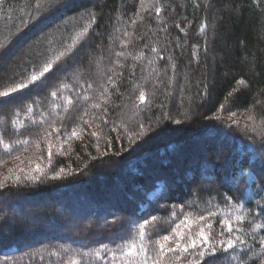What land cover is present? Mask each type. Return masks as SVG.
Returning a JSON list of instances; mask_svg holds the SVG:
<instances>
[{"label":"trees","instance_id":"obj_1","mask_svg":"<svg viewBox=\"0 0 264 264\" xmlns=\"http://www.w3.org/2000/svg\"><path fill=\"white\" fill-rule=\"evenodd\" d=\"M150 1L0 0V264H56L36 254L45 247L91 250L87 264H143V247L152 264L155 239L212 215L218 236L226 219L239 240L190 248L192 261L264 264V0ZM190 137L221 147L176 153ZM17 166L30 179L5 170ZM34 199L52 221L31 216L39 236L52 227L38 240L20 234ZM169 248L160 264L186 263Z\"/></svg>","mask_w":264,"mask_h":264},{"label":"rangeland","instance_id":"obj_2","mask_svg":"<svg viewBox=\"0 0 264 264\" xmlns=\"http://www.w3.org/2000/svg\"><path fill=\"white\" fill-rule=\"evenodd\" d=\"M149 4H151L150 0H142V2L140 3V5L138 7V11L145 9L147 6H149ZM43 26L44 25L41 24L38 27V29H42ZM20 46L21 45L17 46L16 48L18 49ZM77 64H78V62H77ZM174 83H176V82L174 81ZM217 115H219L220 118L225 119L229 123V125H233L237 129L241 130L240 132L243 133L245 131V126L247 124L245 122H243V121H240V120L238 121L237 118L234 117L236 115H234V116L221 115L220 113L217 114ZM130 117H132V115H130ZM175 125L177 127H179V125H177L176 123H175ZM243 129H244V131H242ZM253 131H254V128L250 127V132L253 133ZM177 143H178L177 145H179L180 148L178 149V151H176V153H180V154H183V155L184 154L191 155L193 149L197 150V152L202 154V152H200V148L202 146L207 145V144L218 145L219 148L221 147V141L219 142L220 143L219 144L218 141L215 142L213 138H209L206 141H200V142L197 143L196 141H193L192 137H190V138L178 141ZM189 147H191V148L189 149ZM175 155L172 157L173 159H176ZM204 155H207V154L205 153ZM155 159H156V157H155ZM50 163H51V161H50ZM45 165H46V163H45ZM150 165L153 166V164H150ZM5 170H9V172H10V174L12 176H17L18 177L19 175L22 174L27 179H30V175L33 173V169H25L23 166H17V167H13V168H6ZM5 170L2 172V174L5 172ZM97 175H100V176L103 175L104 177L108 176V175H105V173H98ZM209 181L210 180H208V181H205V180L204 181H200V179H199V180L196 181V183H197L196 187L199 188V189H205V190H207L209 188H215V184L213 182H209ZM109 182H110V180H109ZM204 183H206V184H204ZM177 184L178 183L176 182L175 185H177ZM96 185H97V183H92V185L90 187L96 189V188H98ZM107 188H109V187H106L104 189V192H105V190ZM84 189H86V188H84ZM84 189H82V188L79 189L81 194H82V191H84ZM100 192H101V190H100ZM104 200H105V198H104ZM43 202H45V201L38 202L36 199H34V200H30V201L26 202V204H21L22 210H20V212L22 211L25 214L26 218L24 220L29 223L27 226L23 227V232H20L22 237L29 236V234L34 230V228L36 226V224L35 225L32 224V222L35 223L36 221H34L35 219H33V218L31 219V216H35L38 219L40 217H43L44 219H47L46 221L52 222L50 217H49V215H47V214H45L43 212L42 213L40 212L41 210H43L45 205L46 206L49 205V204H47V203L45 204ZM9 205H10L9 202H7V204L4 203L3 206L1 207L2 208L1 211L4 210V212H5V208L7 209ZM7 211H9L11 213L12 218H13V216L14 217H18V214H17L18 212H16L17 209L16 210H11L10 208H8ZM53 213H55L56 216H60V214L56 211V209L53 211ZM203 217H205V220H203V221L199 220L198 219L199 217H194V218L188 217L190 220H192L194 222L192 224V227H191L190 231H191L192 235L195 236L198 233L199 228L201 226H204L205 232L210 235L211 244L216 245L215 252L226 248V244L221 245L220 241H226L227 239H232L234 241V243H235V242H237V240H239V239H237L239 237L231 235V234L230 235L224 234L222 237L217 235L219 233V229H218L217 225H215V219H216V218H214L215 215L203 216ZM182 220H184V219H182ZM225 220L226 219H221L220 221H225ZM181 221L179 223H177V224H180ZM176 225L171 230V233L167 234L168 236L171 237L170 241L164 242L162 240V237L157 238L154 241V244H155L154 248L159 246V244L157 243L158 241L160 243H164V246H165V244H170V245L176 246L177 242H179L181 244H184V243L187 242V234L189 232V229H187L184 225H181V229L180 230L185 232V240L184 241H178L177 237L175 235V231H174L176 229ZM208 225H211V228H208L207 227ZM83 226H84L83 224H80L79 228H81ZM222 226L226 227V225L224 223H222ZM51 230H52V227L51 226H47L45 228V230L43 231L44 234H41L40 236L37 233H35V231H33V233L30 235V238L33 239L36 236H37L36 240H38V238L41 239L42 236H44L42 238H45V236L51 234V232H52ZM141 230H143L144 233L146 232V225L144 223L139 224L137 226V233H140ZM89 231H91V229H89ZM89 231H88V234H89ZM68 232H69L68 226H67L66 229H61L60 230V233H62L63 235L68 234ZM212 233H214L215 235L214 236L211 235ZM89 235L93 236L94 234L91 233ZM200 248H202V247L201 246L197 247L198 250H200ZM44 249H46V250H44V251H42L40 253H36V254H40L41 255L40 257L45 256L46 259H45V257H43L44 261L51 260V261H53V263H56V264H87L86 261H88L89 259H91L93 257V253H91V250L84 251V252H75L73 250L65 249V248H62V247H59V248L45 247ZM180 251L183 252L182 250H180ZM92 252H96V251H92ZM190 252L191 251L188 250V252H184V253L187 254V253H190ZM159 253H160V251H159ZM192 255H193V252L190 253V256L186 255V257L183 258V260L186 261L185 264H200L201 263V260H200L201 258L199 257V258L195 259L194 261H192V259H193ZM153 256L160 258V254H158L156 252L153 253Z\"/></svg>","mask_w":264,"mask_h":264},{"label":"snow or ice","instance_id":"obj_3","mask_svg":"<svg viewBox=\"0 0 264 264\" xmlns=\"http://www.w3.org/2000/svg\"><path fill=\"white\" fill-rule=\"evenodd\" d=\"M201 31H204V29L201 28ZM50 67H51V65L46 66L44 68V72L40 73V76H43L44 73L48 72ZM31 79H32V81H36L38 79V76L33 75ZM240 83L243 84L244 81H241ZM20 87L23 88V87H26V85H20ZM15 90L16 89H11L10 91H15ZM8 94H9V92H7V91L6 92H0V96H7ZM139 98H140L141 102L144 101L145 95L143 92L140 93ZM69 103H70V101H69ZM72 135L75 136V135H77V133L75 131H73ZM92 135L95 136L96 133L93 132ZM37 171H40L39 167H37ZM198 219L203 221V220H205V217L200 216ZM236 219L239 221V220H242V217L237 216ZM193 223L194 222L186 216L184 218V220L181 221L180 224L176 225V229L174 231H175V235H176L178 241H184L185 240V232L180 230L181 225H184L187 229H189V232L187 234V242L184 244L177 242L176 248L175 249L169 248V249H167L168 252H175L177 250H182L183 252H188V250L190 248L196 249L198 246H201L202 250L199 252V256L204 257V256L208 255L209 253H212V254L215 253L216 245L211 244L210 235L205 232L204 226H201L199 228V231L195 236L192 235L190 230H191ZM222 223H224L226 225V230L229 234H231L234 231L230 221L225 220V221H222ZM207 227L211 228V225H208ZM256 227L259 228V227H261V225H256ZM139 235H140V240L142 242L144 239V236H145L144 231L141 230ZM170 239H171V237L168 235H165L162 237V240L164 242H168V241H170ZM237 239H239V238H237ZM157 243L159 244L160 256H163L164 251H165L164 243H160L159 241ZM220 244L221 245L226 244V248L224 249L225 251H227V249H232L234 247V241L232 239H227L226 241H220ZM136 251H137L136 246H135V243L133 242L129 246V248L126 252V255L131 257L134 254H136ZM139 252L144 253L143 264H148L149 257L147 256L146 250L143 247H141L139 249ZM152 264H160V258L159 257L152 258Z\"/></svg>","mask_w":264,"mask_h":264}]
</instances>
